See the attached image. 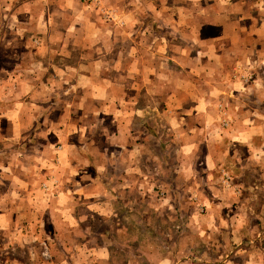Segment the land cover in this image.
<instances>
[{
	"label": "crops",
	"instance_id": "1",
	"mask_svg": "<svg viewBox=\"0 0 264 264\" xmlns=\"http://www.w3.org/2000/svg\"><path fill=\"white\" fill-rule=\"evenodd\" d=\"M128 1L100 14L78 0H0V264H24L14 254L29 246L42 258L26 264H168L161 245L136 243L162 232L154 218L242 210L230 169L264 141L252 119L264 78L247 59L264 70V0ZM144 6L160 27L184 26L186 47L155 44ZM179 252L174 264L216 263Z\"/></svg>",
	"mask_w": 264,
	"mask_h": 264
},
{
	"label": "rangeland",
	"instance_id": "2",
	"mask_svg": "<svg viewBox=\"0 0 264 264\" xmlns=\"http://www.w3.org/2000/svg\"><path fill=\"white\" fill-rule=\"evenodd\" d=\"M80 3L85 5L86 7H93L96 11L99 10L100 14L101 7L105 8L107 4V0H78ZM126 1V0H123ZM130 1V0H129ZM128 1V2H129ZM157 2H161V0H153ZM136 8L138 9L139 0H134ZM170 0L164 1L165 4L169 3ZM144 10V16L147 20H145L142 24V28L144 29L145 25H152L153 23L157 26L156 18L154 16H150L151 11L145 6L142 7ZM142 12L141 10H139ZM263 12V11H261ZM106 19L105 17H103ZM142 23V22H141ZM6 28V31H9L10 35L13 33L10 31L11 29ZM174 30V42H169L168 38L171 36V31ZM184 30V26H179L178 30L176 26L172 28L171 25H166L165 27L156 28L152 34V36H157L155 44L158 43V37H161L160 40H163L161 44L165 46V48L170 49L171 45H174V48H184L186 47V43L184 41L178 40L176 36H182ZM8 34V35H9ZM244 46L248 49H253L256 47V42L245 39L243 41ZM167 44V45H166ZM152 46V43H150ZM160 45V44H159ZM261 45H264V42H261ZM151 46L146 49H150ZM260 45L258 44V47ZM154 46H152L153 48ZM196 46L193 44V48ZM169 55L164 56V60L168 59ZM248 70L249 72H253V70H257L256 75L249 73V76L255 77V79H263L264 78V70L260 68L261 63H259L258 58L255 54H251L248 58ZM261 59V58H259ZM169 60V59H168ZM251 62V63H250ZM238 63V62H236ZM258 66L257 68L254 65ZM176 64L174 63V66ZM174 71L175 68H174ZM248 78V76H246ZM244 78V77H243ZM242 79V78H241ZM254 80V78H253ZM245 81V80H244ZM252 81V78L251 80ZM246 82V81H245ZM249 96L251 93H247ZM257 106V105H256ZM259 107V106H258ZM260 112L257 113L259 119L252 115V119H257L264 125V106H260ZM253 123V120L252 122ZM176 138L174 137V140ZM202 146V145H199ZM253 146L257 148V153L251 154L249 148L244 145L243 148L239 149L238 157L239 158V166L232 167L230 171L234 173V179L240 182L241 185L240 197L245 199L242 204V210L236 209V203H233L234 208L225 210L228 213V216L220 215L214 218V221L207 220L206 218L194 214V216L190 217L192 222L190 223L188 220L182 216H176L177 210H174V218H171L168 215L162 214L161 217L154 218V222L156 224V229H161L162 232H153L144 235L143 232L137 234V242L141 243V241L145 238L146 242L151 245L162 246L163 253L167 256H170L172 259L168 264H174V251L179 252V257H175L177 259H185L187 257L196 259L205 260L211 262V260L215 259V264H222L221 261L223 259L231 258L233 261L238 262L240 264L244 263H252L258 264L259 261L264 264V141L261 137H258L254 140ZM204 153L203 149H198V156H200V160H202ZM177 150H175L174 146V168H176V159ZM253 155L252 161L248 162L247 157ZM250 163V169H248V164ZM217 188L220 186L216 185ZM242 195V196H241ZM188 218V219H190ZM183 226V227H182ZM237 230V232H233ZM206 243H210L213 246V250H205L204 245ZM257 244V246H256ZM32 246H29L28 251H19L14 254L15 257L18 258L19 261L24 262L26 264V259L30 258V255H33V260L39 257L42 258V255L36 256L38 253L32 254ZM167 247V249L165 248ZM236 251H239V254L235 258ZM10 254V252H9ZM8 254V255H9ZM113 259L116 261L122 262L127 254H124L122 251L113 249L112 253ZM115 256V258H114ZM187 256V257H186ZM250 257H253V260H250ZM38 258V259H39ZM128 259V258H126ZM184 260V261H185ZM132 261V260H131ZM198 262V261H197ZM118 264V263H117ZM130 264H147L146 261L132 262ZM186 264H191L190 262Z\"/></svg>",
	"mask_w": 264,
	"mask_h": 264
}]
</instances>
